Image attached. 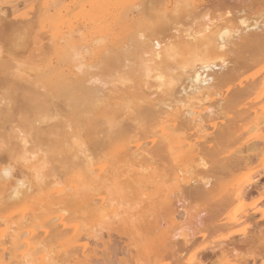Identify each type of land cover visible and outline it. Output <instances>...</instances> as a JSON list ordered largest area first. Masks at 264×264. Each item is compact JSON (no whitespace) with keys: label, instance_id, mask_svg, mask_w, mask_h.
<instances>
[{"label":"rangeland","instance_id":"1","mask_svg":"<svg viewBox=\"0 0 264 264\" xmlns=\"http://www.w3.org/2000/svg\"><path fill=\"white\" fill-rule=\"evenodd\" d=\"M214 1L218 2L219 0L211 2L209 0H0V78L3 76L1 69L3 63H11L13 67L11 70L14 72L12 73L13 79L22 82V84L25 83V85H32V82L37 83L36 74L41 69L50 72L58 66L55 69L57 74L68 70L77 73L78 70L74 67L75 63L71 62L77 60L76 57L73 60H71L72 58L64 59L66 61L62 60L64 53H67L65 47H68L64 40L65 37L70 40L74 37L77 39H72L71 43L75 42L76 47L81 46L84 49L86 46L85 51L80 50L84 53L83 59L79 58L84 65L82 77L89 78L88 84L97 90L99 97L102 98L101 103L103 102L107 108H110L116 104L131 101V109L124 108L118 119L119 127L128 130L123 138L111 137L109 128L101 122L96 128L95 134L86 136L81 129L73 130L71 126L67 125L64 103L60 101H58L59 103L55 102L59 115L44 122H36L33 116L21 113H13L11 118H6L8 112L6 105L10 106L12 103H16L15 105L19 106L20 98L18 103L15 102L18 98L10 100L8 103L9 99L5 98L7 94L5 91L8 89H5L6 87L0 83V166L10 164L9 166L13 168L14 176L17 179L20 178L19 180L23 181L25 179V182L32 185V190L27 196L32 201L28 200L31 202L28 203L30 204L28 206L29 210L32 208L36 210L31 211L30 216L33 217L29 216L28 228H33L31 231H36L39 225L44 226L51 223L50 219L54 218L56 216L54 214H57L56 212L60 209L71 212H69L70 215H66L69 218L68 225L66 222L61 224V228L60 225L58 228L52 222L57 227L56 234L55 226L49 225L52 227L50 231H54V236L50 232V242L46 243L47 246L50 245L53 251L64 246L58 250L59 252L55 251V254L58 253L55 255L58 257V260L55 259L56 264H188L203 251L204 254H210L214 247L222 243L226 244L228 242L226 238L233 234L237 228L241 229L239 226H222V222L212 215L214 205L211 206L206 198L195 196L196 192L191 193L193 192L192 188L196 187L193 184L197 182L204 184L211 180L207 188H211V186H214L215 189L219 188L218 175L220 174L214 173L216 170L213 168L218 166L217 160L211 156L209 151L212 144H204L206 136L202 133L209 131L207 133L209 136L215 130L216 124H219L221 116H217L218 120L215 118L205 119L200 126L192 123L196 125L192 127V124L187 122L190 119L187 120L188 115L186 114V116L183 112L184 108L181 107L182 111L181 105L178 106V109L176 104V100H180L177 102L179 103L181 99L185 98L184 93H180L183 88L181 86L187 85L184 77L181 76L183 80L179 77V80H182L181 88L179 85L175 86V91L181 89L176 92L182 97L176 92H174L175 97H170L171 95H167L169 94L167 89L161 88L153 75L159 69L156 67H160L159 63L161 64L162 58L157 59L150 53L147 54L146 51L141 56L140 49H136L134 44V41L142 43L143 41L158 40L160 47L157 51L162 52L170 45L178 46L187 41V46L188 43L195 42L196 46L193 45L196 49L203 51V47L195 39L200 36L198 32L201 28L203 29L204 25L208 24L207 27L210 26L209 28L213 30L217 23L218 26L219 23L223 26L226 25V22L230 24V22L237 21L234 18H237L235 13L238 12V8L235 2L232 3L234 0L229 2L224 0L228 4L221 0L222 3L219 1L220 3L217 5ZM203 2L207 3H205L206 8L203 6ZM230 3L234 4L235 8ZM205 13L208 15V19L204 18ZM163 19H165V23L161 21ZM70 25L71 28H69ZM93 27L99 31H97L98 34L96 33L97 36L93 34L96 32ZM76 31L77 34L79 31L80 34L83 31L82 41L78 40L81 38L80 34H76ZM63 32L65 33L63 34ZM73 32L75 33L73 34ZM69 36L73 37L69 38ZM98 41H103V46ZM87 46H91L92 49H87ZM191 46H188L190 52L187 51V47L184 50L186 52L181 51L183 54L181 57L179 56V62L181 58L184 60V56L188 57L189 54L195 52L194 46L190 50ZM183 48L180 49L183 50ZM126 51L127 54L131 52L132 57L138 54L142 58L145 57L146 63L152 69L149 79L141 77L140 71L134 75L132 69H134L136 60L132 57L126 59L125 55H123L124 62L122 59L118 69H107L106 63L104 64V55H117L118 52L122 55V52L125 54ZM171 63L172 61L168 65L170 66ZM122 65H124L123 68ZM153 67L156 70H153ZM178 67L175 70L172 69L174 70L172 72L179 76L183 72L180 73ZM35 83L33 84L35 85ZM175 84L177 85V82ZM48 86L46 85L47 90L41 88L40 91L47 93L46 91L50 89ZM189 90L187 91L190 92ZM17 94L19 96L18 92ZM213 100L216 99L212 98L208 103H214ZM194 102L191 101V103ZM198 103L197 101L196 104ZM208 103L205 102V105H209ZM152 105L156 106L154 107L156 113L151 112L152 116L139 117L138 113L142 109L153 110ZM165 105H169V108ZM170 106L172 108L174 106V111ZM196 111H200V109L197 108ZM199 114L203 115L204 112ZM206 114L207 112L204 116ZM172 123L174 126L176 125V128L178 125L183 127L178 126L180 129L175 131L176 134L180 130V135L172 136V138L177 137L176 139L170 144H163L164 146L162 142L160 144L162 147L157 146L158 148L155 149L152 148L155 144L148 145L150 141H146L153 140L157 132L164 130ZM186 123L190 125L186 126ZM30 124H34L35 128L39 127V130L41 128V131H44L45 139H54V135H48L51 131L48 129L53 127L64 130L68 136H72L68 144V160L62 161L65 152L53 151L54 149L51 150L52 147L49 145L37 146L35 144L37 133L28 128ZM25 125L28 127L26 128ZM46 131L49 132L46 133ZM50 139L48 141H51ZM74 140L77 144H73ZM82 146L84 154L78 151ZM24 148L29 154L35 151L34 153L39 156L37 160H40L35 166H30L31 168L21 160ZM61 153L62 156L59 157ZM75 156L78 158H74ZM84 159L91 160L92 167L90 169H86L84 164H81ZM111 160H115V162H111ZM107 162L112 167L108 166V170L114 171L113 173L116 170V174L111 173L114 176L108 175L107 178L105 175L103 178L102 174L105 171L100 173V176L96 171L102 167L101 164L108 165ZM112 163L117 165L116 168ZM118 163L123 165H118ZM201 163H205L207 170L209 168L211 170L207 171L206 167L200 166ZM118 172L120 174L117 176ZM93 173H96L94 175L96 178L92 175ZM79 174L83 176H79ZM97 176L99 177L97 178ZM79 177H82L77 179L79 183L80 180L84 181L85 179L83 184L81 182L82 185L79 184L80 186L75 179ZM69 178H72L71 184H74L76 180L77 190L58 193L57 189L67 186L71 180ZM263 180L262 182H264ZM200 184H198L199 188ZM121 186L123 189L120 188ZM189 190L192 191L189 192ZM8 194L9 183L0 180V229L5 224L12 222L20 214V209L23 208L22 203L14 204L13 200L8 198ZM217 196L216 192L214 200L219 198ZM252 201H248L247 205L250 206ZM80 212H83V215ZM84 218L88 219L89 225L93 220L95 223L92 221V224L96 228H93L92 225L85 226L87 229L83 227L86 225L81 223ZM262 222L260 223L262 227L260 236L264 238V223ZM216 226H219V229ZM90 228L97 234L96 236L87 231ZM59 233L63 234V237ZM74 235H77L75 241L72 240ZM99 235L101 238L98 237ZM64 237L65 239L62 240L65 242L61 240ZM47 238L49 240V237ZM55 240L59 241V244ZM185 240H189L190 243L186 245ZM23 244V242L16 245L8 243L2 252L0 264H36L33 257L22 250ZM54 245L56 249L53 247ZM208 249H210L209 252H205ZM237 250L239 254L246 257L250 255L245 249ZM217 255L220 258V252ZM259 259L257 263L262 264L263 261L261 258ZM262 259L264 260V256ZM249 262L250 264L254 263L252 258L249 259ZM206 264H212V262L207 261Z\"/></svg>","mask_w":264,"mask_h":264},{"label":"bare ground","instance_id":"2","mask_svg":"<svg viewBox=\"0 0 264 264\" xmlns=\"http://www.w3.org/2000/svg\"><path fill=\"white\" fill-rule=\"evenodd\" d=\"M211 1L212 0H209V2ZM219 1L221 2V0ZM219 1L218 2L214 1V3L216 2L215 4L217 5L218 3H220ZM226 1L229 2L231 0H226ZM226 1L224 2L226 3ZM234 2L237 8L239 9V10L237 9L238 12L236 11L237 13H235L236 14L235 16H237V18H234L237 21L235 23L232 22L233 24L229 21L231 25L228 24V22L225 23L226 25H223L222 23L223 26H221V23H219V26L218 23L216 25L214 23L213 26L214 25L215 26L213 27V30L209 28L210 26L207 27L208 24L204 25L203 29L201 28L202 30L200 29L201 31L199 30L198 32V34L200 33L199 34L200 36L197 35L199 37L195 39L196 38L195 36L194 38L195 41L203 47L202 49L203 51L196 49L195 42L194 43L192 42V44L188 43V46L192 45L190 47V50L194 45L196 50L194 49L195 52L191 51L193 53L189 54L188 57L184 56L183 57L184 60L181 58L180 62H179L180 60L179 58L181 57V54H183L182 52L185 50V47H187L188 48L187 51H189V47L187 46L186 43L187 41L182 42L184 44H180L181 46L178 45L180 47L176 45L175 46L170 45L169 47L164 48L162 52L157 51L158 48L160 47V42L158 40H153L149 42L143 41L142 43L139 41H134L136 49H140L139 54L141 53L140 54L141 56H143V52L146 51L147 54L150 53V55L155 56V58L157 59L162 58L161 61L162 65L159 63L160 67L158 66L156 67L157 69L158 68L159 69L157 70V72L155 71L153 75H155L156 77L155 81H157L160 87L167 89L166 91L167 93H169L167 95L169 96L171 95L170 97L172 98L176 96L174 92L179 91L181 89L175 91V88L178 87V85L180 87V84L182 83L183 80L182 77H184V81L187 82L186 83L187 85L181 86L183 88L180 91V93H184L185 100L181 99V102L179 103L177 102L180 100H176V104L177 107L181 105L180 108L181 107L184 108L185 111H183V109L181 108L182 111L185 113V115L186 114L188 115L187 120L190 119L187 122H190V124L195 123L196 125L200 126L204 123L205 119L211 120L215 118L216 120H218L219 118L217 116H221L220 117L221 120L219 119L218 121L219 124H216L214 128L215 130L212 133H210L209 136L207 135L209 131H205L202 133L206 136L205 141H207V142L204 141V144L206 143L212 144V147L210 148L208 147V148L211 153V156L217 160L218 166L213 167L214 170L216 171H214L213 169L212 170L214 171V173L217 172L218 174H220L218 175V182L220 184L219 188L215 189L214 186L213 187L211 186V188H207L209 187L208 185L211 180L209 182H205L204 184H200L197 182L193 184L196 187L192 186L194 188H192L193 192L191 193L196 192L195 196H198L199 198H206V200L210 203L211 206L214 205L213 207L214 211L212 212V215L215 217V219H218L219 221L222 222V226L225 227L239 226L241 229L238 230L237 228V230L233 232V234H231L228 238H226V240L228 239V242L226 243L227 245L225 243L224 244L222 243L214 247L210 254L209 253L204 254L203 251L201 254H199L198 257H196L195 259L193 258V260H191L188 264H206L207 261L212 262V264H250L249 262L250 258H252V260L254 261L253 264H258L257 262L258 260H260L259 258H261V261H263L262 264H264V260L262 259V257L264 256L263 255L264 238L260 236V234L262 233V227L260 226L261 225L260 223L261 221H263L262 223H264V182H262V180L264 179V0H234L232 3ZM205 3L203 4L204 7L207 4ZM232 3H230L231 6H234V4L232 5ZM176 11L178 12V10ZM206 13H205V17L204 16L203 17L208 19V15ZM165 19L161 21L164 22ZM157 20L158 17L156 21ZM69 28H71V25ZM93 30H95L94 27ZM97 31L93 32L95 36H97L99 32ZM79 32L77 34L76 31V34L79 35L80 34ZM64 33L65 32H63V34ZM74 33L75 32H73V34ZM82 33L80 34V38L81 35L84 34ZM72 37L73 36L71 37L69 36V38ZM72 39H74V37ZM52 40L54 41V39ZM64 40L66 46L68 47H65L67 53H64L62 60L66 61L67 59L69 60L71 58H72L71 60H73V58L76 57L77 60L75 59L74 60L75 62L74 61L71 62H73V64L75 63L74 67L78 70L77 73H74L73 70H68L66 72H63L62 74L61 73L57 74L55 73L56 72L55 69L58 66L55 67L54 71L49 70L50 72H45L42 69L41 70L38 69L41 72L38 71V73L36 74L37 83L32 82V85L31 84L25 85V83L22 84V82H18V80L13 79L14 75L12 77V73L14 72L12 71L13 67L11 63L9 64L2 62L3 64L1 69L3 76H1L0 78L1 80L0 83L2 84L3 87H6L5 89H8L7 91L4 90L5 94L7 92L5 98L9 99L8 103L10 100L16 98L18 99L15 102L18 103V100L20 98L19 106L15 105L16 103L15 104L12 103V105L10 106L6 105L8 110L6 118L8 119L11 118L13 116V113H19V114L21 113V114H29V116H33L36 122L38 121L44 122L59 115L57 113L56 104L59 103L58 101H60L64 103V107L66 110L65 117H67V125L71 126L73 130L81 129L84 135L92 136L93 134H95L96 128L99 127L98 125H100L101 122V124L109 128V134L111 135V137L123 138L128 130L119 127L118 119L122 114L123 112L122 110H124V108L129 110L131 109V101H128L124 104L121 103L116 104L114 107H110V108H107L106 107L107 105H104L103 102L102 104L101 103L102 98L99 97L100 95L97 92V90L89 86L88 84L89 78L85 79L86 78L85 76L82 77L84 73V65L81 62L82 61L81 59H83L82 55L84 53H82L83 51L80 50L83 49V47L81 46H79L80 48L78 46L76 47V43L75 42H74L75 44L73 42L71 43V40L67 39V37H65ZM78 40L82 41V38ZM102 42H99V44L100 43L102 44ZM106 42L108 41L106 40ZM90 47L91 46H89L87 49H89ZM180 48L181 49L183 48V50H181ZM84 49H86V46ZM129 50L131 49L129 48ZM119 52L117 53V55H113V54L104 55V64L106 63L107 65L106 67L108 70H112L115 68L118 69V66L119 65L121 66L122 59L124 62L123 55L126 56V59L132 57V55L130 54L131 52L130 53L128 52L129 54H127V51L125 52V54H123L122 52V55H120ZM139 54L136 56H134L133 54L134 57H132L136 60V63H134V69H132L133 73L134 75H136L138 71H140L141 77H146V79L147 78L149 79L152 69L146 63L145 57L142 58ZM80 57L81 59H79ZM170 61H172L173 64L171 63L172 65L170 64L169 66L168 64L170 63ZM124 65H122V68L124 67ZM172 66H174L175 68H168ZM176 67L179 68L180 73L181 71L183 72L179 76L177 75V73L175 74L173 73ZM154 69L155 68L153 67V70ZM10 70H11V74L9 73ZM179 77L182 79V80L180 79L181 82L179 80ZM176 82L177 85L175 84ZM33 83H35V85ZM46 85H49L50 89L46 91L47 93L45 92L43 93L40 90L41 88H45V90H47ZM15 89L17 90L19 89V90L18 91L16 90L14 92ZM187 90H189L190 92H188ZM17 92L19 93V96ZM176 93L177 95L179 94L178 92ZM179 95L181 96V94ZM212 98H215L216 100L215 101L213 100L214 103L209 104L208 101L211 100ZM191 101L193 102L195 101V102L191 103ZM197 101L199 102L198 104H196ZM205 102H207L209 105L206 106ZM169 105L168 106L165 105V107L167 106V108H169ZM138 107L141 109L139 104ZM154 107L156 106H153L152 108L153 110L149 108L142 109L138 113L139 117L148 116V115L152 116V113L156 111L154 110ZM170 108L172 107L170 106ZM197 108H199L200 111H196ZM173 109L174 106L172 110ZM200 112L201 113L204 112V114L205 112H207V114L204 116V114L203 115L199 114ZM100 119L102 120L100 121ZM33 123L35 124V122ZM34 124L28 125L29 127L25 125V127L26 128L28 127L31 130H35V133H37L36 136L37 139L35 144H37V146L40 147L49 145L50 147H52L51 150L54 149L53 151L56 150L60 152L62 151L63 153L65 152L67 155L64 154L65 156L62 157V161L63 162L67 161L69 158L68 144L72 136H68L64 130H58V128L55 129L53 127L48 129L51 130L50 132L48 131L50 134L46 131L48 135L55 136L54 139L51 140L49 138L51 141H48L49 139H45L44 137L45 136L43 134L44 131L42 132L41 128L39 130L38 129L39 127L35 128ZM173 124L174 123L169 124L164 130L157 132L159 134L157 135L156 133L157 136L155 135V138L153 140L147 139L148 141L146 140L145 141L146 142L150 141L148 145L155 144L153 145V147L151 146L154 149L157 146L162 147L163 144L164 145L170 144L171 141L177 138L175 137L176 134L177 135L181 134L179 133L180 130L175 134V131L180 129L178 127L180 125H178L176 128L175 127L176 125L174 126ZM188 124L186 123V126H188ZM194 125L192 124V127ZM180 127H182V125ZM173 135L175 136L172 138ZM74 143L77 144L75 140L73 141V144ZM161 143L162 145H160ZM207 145L211 146L209 144ZM25 150L26 149L24 148V151L21 154L22 155L21 160L24 163L28 164L29 166L28 165L27 166L31 168L30 166L32 167L33 165L35 166L40 159L37 160L39 156L37 153L36 154L34 153L35 151L32 153L31 150L30 153L32 154H29L28 151ZM78 151L81 154H84L83 146ZM120 153L122 152L120 151ZM55 154H59V153H55ZM61 156L62 153L60 154L59 157ZM74 158H78V156H75ZM112 161L115 162V160H111V162ZM81 164L82 165L84 164L86 169H90V167H92V162L89 159H84L83 163ZM106 164L108 165H102V164L100 165L102 167L96 171L97 175L99 174L100 176V173L102 174V172L105 171L106 173L104 172V174H102L103 176L101 175L103 178L105 175H106L105 177L107 178L108 175L114 176L113 174H116V170L115 173H113L114 171L112 172L111 170H108V166L110 165L109 162H107ZM112 164H114V168H116L117 165L115 163ZM119 164L121 163H118V165ZM9 165L10 164H8V166L4 165L5 167L0 166V180L9 183L8 198L10 200H13L14 204L22 203L23 208L20 209V214L17 215L12 222L5 224L0 229V261L2 260V252L5 249V247L8 245V243H12L13 245H16L23 242L24 244L22 250L26 251L28 253L27 255L32 256L36 264H56L57 261H55V259L58 258L57 256L55 257V255L58 254V253L55 254V251L57 250L55 248L56 246L55 245L53 246L56 249L53 251L50 245L47 246V244H49L47 242H50V237H51L49 236L50 232L53 233L51 235L54 236V231L56 230V228L59 225L61 228V224H65L67 221H69V218H67L66 215L69 214L70 210L68 209L69 211H65L64 209H60L58 212H56L57 214H54L56 216L50 219V221L52 220L51 223L50 222L47 223L48 217L45 216L47 218L46 220L47 224L44 226L43 225H39L38 227L36 226L37 230L34 228V230L36 231H31L33 228L30 226V228L32 229H29L27 224L30 222V218L33 217L30 216V214H32L31 211H35L36 209L34 210L32 208V210L31 209L29 210L28 205L30 204L28 203H31L29 201L32 200L31 199L29 200L27 196L29 195V192L32 190V185L30 183L28 184L27 182H25V179L24 181L19 180L20 178L17 179L14 176L15 174L13 173V168ZM200 166H202L203 168L206 167L205 169L207 170V165L205 163H201ZM110 167L111 166H109V168ZM210 170L211 169L209 168V170L207 171ZM95 174L93 173L92 175L94 176ZM119 174L120 173L118 172L117 176ZM81 175L79 174V176ZM99 176H97V178ZM80 178L82 177L75 179L77 180ZM69 179L71 180L69 181V183H67V186H64V188L57 189L58 193H65L66 191L71 192L77 190L75 185L77 183L76 180L73 178V181L75 180L76 183L74 182V184H71L72 178ZM84 181L80 180V183L78 181L77 184L79 185L81 184V182L83 184ZM198 184L201 185L200 188L202 186L204 187L200 189L198 187L199 186ZM120 188H122V186ZM55 189L56 187L54 188V190ZM192 190H189V192ZM216 192L218 195L217 197L219 198L214 200ZM250 200L253 201L249 206V204L247 205V202ZM26 202L27 204H25ZM24 204L26 205L25 207ZM80 213H82L83 215V212ZM86 219L84 218V221L81 220V223L86 224V225L82 224L83 227L87 225L88 227L91 225L93 226L92 224L93 220L90 221V225H89L88 219L87 220ZM52 222H54L55 225H57V227ZM52 224L55 226L53 232L52 230L50 231V228L52 229V227H50L52 226ZM68 224L69 223L67 222V225ZM63 227L65 228V226ZM94 227L95 225L93 226V228ZM216 227L219 229V226ZM85 228L83 229L85 230ZM87 231H90L91 235L95 234L93 229L91 230V228ZM64 234L66 233L64 232ZM60 235H62L63 237V234ZM96 235L97 234H95L94 236ZM47 237H49V240H47L48 239ZM76 237L77 235H74V239L72 240L75 241ZM98 237H100V235ZM62 239H65V237L61 238V240ZM56 242H58L59 244V241ZM189 243H190L189 240H185L186 245H188ZM60 249L58 248V250ZM237 249L240 250L245 249L246 252L250 254L249 257L239 254L238 253L239 251ZM209 250L210 249H208L205 252H209ZM218 252H220V258L217 255ZM214 258H216V260H214Z\"/></svg>","mask_w":264,"mask_h":264}]
</instances>
